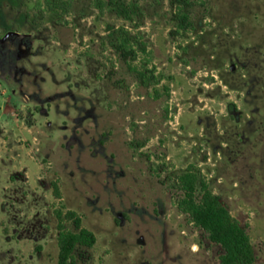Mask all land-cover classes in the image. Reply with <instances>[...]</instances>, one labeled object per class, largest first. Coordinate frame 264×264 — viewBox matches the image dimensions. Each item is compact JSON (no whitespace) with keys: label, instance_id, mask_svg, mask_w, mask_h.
Returning <instances> with one entry per match:
<instances>
[{"label":"rangeland","instance_id":"1","mask_svg":"<svg viewBox=\"0 0 264 264\" xmlns=\"http://www.w3.org/2000/svg\"><path fill=\"white\" fill-rule=\"evenodd\" d=\"M95 1L0 0V264H221L185 173L264 264V0Z\"/></svg>","mask_w":264,"mask_h":264},{"label":"trees","instance_id":"2","mask_svg":"<svg viewBox=\"0 0 264 264\" xmlns=\"http://www.w3.org/2000/svg\"><path fill=\"white\" fill-rule=\"evenodd\" d=\"M47 2L50 3V0ZM108 4L105 0L95 1V7L100 11H104ZM181 181L187 192L182 202L184 209L213 242L222 246L224 254L221 256V264H256V253L248 232L221 203L219 197L209 191L204 183L199 190L201 195L197 196V178L191 173L183 174ZM59 218L62 219L61 216ZM95 241V235L87 229H81L79 233L62 231L59 235L58 264H76L73 257L75 247L78 244L92 246Z\"/></svg>","mask_w":264,"mask_h":264},{"label":"crops","instance_id":"3","mask_svg":"<svg viewBox=\"0 0 264 264\" xmlns=\"http://www.w3.org/2000/svg\"><path fill=\"white\" fill-rule=\"evenodd\" d=\"M12 99H21L27 102H32V95L24 96L22 95L20 89H14ZM19 107H21L22 109L24 107V104L21 103ZM17 152L18 150L10 148H4L3 150H0V177H3L5 182H10L11 185L14 186L19 185V180L14 177V174L17 171V166L25 161V156L23 155L24 152L22 151V154ZM10 175H13L14 181L12 180V178H10Z\"/></svg>","mask_w":264,"mask_h":264}]
</instances>
